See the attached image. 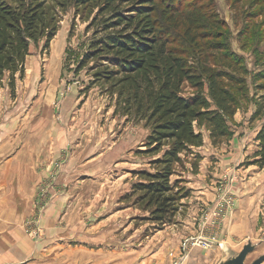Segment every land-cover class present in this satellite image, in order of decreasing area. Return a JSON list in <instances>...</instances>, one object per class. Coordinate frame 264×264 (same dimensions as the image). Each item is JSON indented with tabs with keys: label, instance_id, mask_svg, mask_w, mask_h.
I'll list each match as a JSON object with an SVG mask.
<instances>
[{
	"label": "rangeland",
	"instance_id": "obj_1",
	"mask_svg": "<svg viewBox=\"0 0 264 264\" xmlns=\"http://www.w3.org/2000/svg\"><path fill=\"white\" fill-rule=\"evenodd\" d=\"M163 2L159 5L160 12L173 4V0ZM104 3L105 0H48L46 10L57 25L56 36L48 48L45 39L31 45L26 76L17 82L15 98L7 81L0 88V125L16 127L22 122L49 121L63 129L69 142L55 161L49 178L40 186L44 197L40 201L46 200L48 204L53 199L48 189L61 193L76 182L86 189L88 204L101 206L95 213L88 212L85 221L83 217L80 222L72 221L76 226L72 229L71 245L76 251L66 264H230L247 246L252 250L244 264L264 259V169L253 165V155L259 148L255 138L264 124V0H177L175 7L184 12V21L192 17L200 18L199 25L208 23V27L199 26L196 33L213 32L214 41L205 40L199 47H192L184 30L161 22L163 29L170 28L167 32L171 34L165 37H169L171 47L181 50L190 63L200 60L201 52L219 57L207 51L205 45L225 40L228 49L243 59L247 86L244 94H238V122L234 118L230 125L229 139L215 147L207 129H201L206 145L201 153L209 158V168L202 178L196 176L202 158L197 169L192 157H183V164L175 166L171 185L178 199L177 210L172 222L167 220L164 225L154 221L151 211L145 210V203L139 199L141 194H133L134 185L145 182L140 172L155 173L156 167L150 163L162 154H147L151 130L145 121L136 118L135 108H130L129 105L134 106L130 101L132 93L118 83L119 77L97 82L96 60L81 68L94 38L95 29L91 26ZM197 13L201 15L196 17ZM215 21H224L226 29L217 27ZM217 32L225 39H216ZM243 45L246 48L242 50ZM195 93L186 86V95ZM202 94L208 97L206 82ZM196 155L200 156L198 151ZM200 189L207 191L208 197L211 195L208 203L198 199ZM226 191L236 206L220 237L208 240L213 228L210 221L203 238L211 247H193L183 252L184 241L199 237L201 221L208 214L213 216L217 206L225 201L220 202L227 196L224 197ZM121 195L133 207L134 217L131 212H124L121 220H111L110 211ZM198 201L201 206L195 213V230L199 235L181 236L183 221L191 214L189 207H199ZM237 212L239 218L243 217L231 225ZM37 223L38 219L29 220L27 229L39 228L40 237L43 227ZM96 223H102L103 227L95 226ZM227 223L228 228L231 225L230 232Z\"/></svg>",
	"mask_w": 264,
	"mask_h": 264
},
{
	"label": "trees",
	"instance_id": "obj_2",
	"mask_svg": "<svg viewBox=\"0 0 264 264\" xmlns=\"http://www.w3.org/2000/svg\"><path fill=\"white\" fill-rule=\"evenodd\" d=\"M176 1L160 12L163 0H105L91 26L94 38L81 64L85 68L93 60L98 62L94 73L97 82L119 77L118 83L132 93L134 106H129L135 108L136 118L151 130L147 154L161 153L162 157L150 163L156 167L155 173L140 172L145 182L134 185L133 194H141L145 210L162 225L171 223L177 210L178 199L171 185L175 166L183 164V157H192L197 169L201 157L194 150L204 146L202 128L207 129L215 147L231 137L230 125L239 110L238 94H244L247 87L243 59L228 49L222 33L217 32L216 39L223 42L205 45L219 57L201 52V59L190 63L181 50L171 47L170 28L163 29L162 21L184 30L192 47L215 39L211 31L196 33L199 26L208 27V23L199 25L200 18L192 17L184 21V12L175 7ZM47 2L0 0V88L7 81L12 98L17 82L25 79L31 45L45 39L48 48L56 36L57 25L46 10ZM210 16L214 18L213 13ZM215 23L226 29L224 21ZM205 82L208 97L202 94ZM187 85L196 93L186 95ZM255 141L259 148L253 155V165L262 170L264 124Z\"/></svg>",
	"mask_w": 264,
	"mask_h": 264
},
{
	"label": "crops",
	"instance_id": "obj_3",
	"mask_svg": "<svg viewBox=\"0 0 264 264\" xmlns=\"http://www.w3.org/2000/svg\"><path fill=\"white\" fill-rule=\"evenodd\" d=\"M31 111L36 112L35 109ZM237 116L239 114L235 117L238 122ZM61 130L63 129L49 121L22 122L16 127L0 125V264H56L58 261L66 264L67 259L76 251L71 245L74 237L72 229L76 226L72 221L77 219L80 222L82 217L85 221L88 219V212L95 213L97 209H101L100 205L87 203L86 189L74 184L76 182L66 186L61 193L48 189V195L50 192L53 199L48 204L46 200L40 201L44 198L40 193V186L49 178L55 161L69 143ZM205 146L195 149L202 158L201 170L196 175L198 178H202L205 169L209 168V158L201 153ZM215 151L219 150L216 148ZM198 184L201 186V183ZM199 193L201 195L199 194L198 199L208 203L211 195H205L207 191ZM198 206L189 207L191 214L183 221L181 236L199 235L195 230V213L201 206L199 201ZM112 208L111 220H121L124 212H131V217H134V209L124 200V195H121ZM242 217L239 218L237 212L231 225ZM32 219H38L37 225L41 224L43 227L40 237L30 236L27 232V223ZM97 225L103 227L102 223H96L95 226ZM128 225L131 226L132 223ZM80 238L82 237H79V243Z\"/></svg>",
	"mask_w": 264,
	"mask_h": 264
},
{
	"label": "built area",
	"instance_id": "obj_4",
	"mask_svg": "<svg viewBox=\"0 0 264 264\" xmlns=\"http://www.w3.org/2000/svg\"><path fill=\"white\" fill-rule=\"evenodd\" d=\"M224 197L225 198L221 199L220 202H223L224 200L225 201L221 203L219 207L217 206V210L215 213H213V216H212V213L208 214L207 216H205V219L201 221L200 226H199L201 228L199 237L186 239L184 241L182 245L183 252H186L187 250H190L193 247H202V248L211 247L209 241L203 238L204 232L206 230V226L210 221H211V226L213 228H216V230L215 232H213V228H212L211 230L212 234L209 235L208 240L215 241L217 238L220 237L221 232L223 230L224 223L228 220L230 213L234 210L236 206L235 201L230 197L229 192L226 191ZM27 232L30 236L38 237L40 234V229L31 227L30 229L29 228L27 229Z\"/></svg>",
	"mask_w": 264,
	"mask_h": 264
},
{
	"label": "water",
	"instance_id": "obj_5",
	"mask_svg": "<svg viewBox=\"0 0 264 264\" xmlns=\"http://www.w3.org/2000/svg\"><path fill=\"white\" fill-rule=\"evenodd\" d=\"M252 247L247 246L245 249L233 260L230 264H244L248 254L251 252ZM264 259H259L254 264H263Z\"/></svg>",
	"mask_w": 264,
	"mask_h": 264
}]
</instances>
